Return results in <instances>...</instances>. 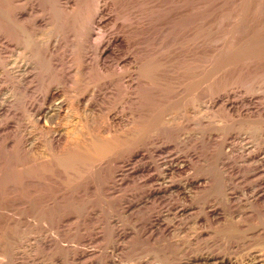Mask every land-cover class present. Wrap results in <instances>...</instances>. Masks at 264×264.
I'll return each instance as SVG.
<instances>
[{
	"label": "rangeland",
	"instance_id": "obj_1",
	"mask_svg": "<svg viewBox=\"0 0 264 264\" xmlns=\"http://www.w3.org/2000/svg\"><path fill=\"white\" fill-rule=\"evenodd\" d=\"M94 1L0 0V264H264V0Z\"/></svg>",
	"mask_w": 264,
	"mask_h": 264
},
{
	"label": "bare ground",
	"instance_id": "obj_2",
	"mask_svg": "<svg viewBox=\"0 0 264 264\" xmlns=\"http://www.w3.org/2000/svg\"><path fill=\"white\" fill-rule=\"evenodd\" d=\"M8 1H9V0H8ZM83 1H84V0H83ZM97 1H98V0H97ZM97 1H94L95 4H94V5L91 7V9H89V10H87V9L90 7V4H92V3L87 4V3H89V2H87V3H86L87 5L84 3L86 6H89V7H86V6L84 5V6H85V9L87 8V9H86L87 11L84 9V12H87L86 15H85L84 17L81 16V15L79 14V11L83 10V8L80 10L81 7H78V8H79V11H78V8L75 9V11L78 12V14H79L81 17H83V18H80V20H79V17H80V16L77 18V19L79 20V22H77V23L79 24V25H78V28H80V33H81L80 35H81V36H82V35H85V31H84L85 28H88V26H89V24H90V21H91V20L94 18V16H95V13H96V11H97V9H98V6H99V4L97 3ZM10 2H11V0H10ZM12 4L15 5L13 2H12ZM10 5H11V4H10ZM73 6H74V5H73ZM73 6H72V7H73ZM80 6H81V5H80ZM13 7H14V8H13ZM74 7H75V6H74ZM74 7H73V9H74ZM12 8H13V10L9 9L10 11H9V10H8V11H9V12H12V11L15 10V6H12ZM68 8H69V7H68ZM7 9H8V8H7ZM73 9H71V6H70L69 10H68V11L66 10V12H68L67 14L69 15V14H70V13H69L70 10H71V12H72ZM16 10H17V9H16ZM75 11H73L74 14L76 13ZM66 12H65V13H66ZM80 13H81V12H80ZM14 14H15V12H14ZM21 14H22V13H21L20 11H17L15 15H16V17H19ZM67 14H66V16H67ZM81 14H82V13H81ZM83 14H84V13H83ZM69 16H72V17H73V15H71V14H70ZM76 16H78L77 13H76ZM75 18H76V17H75ZM12 19L14 20V18H12ZM77 19H76V20H77ZM78 20H77V21H78ZM81 31H84L83 34H82ZM154 64H155V63H154ZM144 66H145V65H144ZM145 67H146V66H145ZM147 67H148V66H147ZM149 67H150V66H149ZM146 69H147V68H146ZM151 69H153V68H151ZM157 69H158V67H157ZM147 71H148V70H147ZM151 71H152V70H151ZM144 72H146V70H145ZM148 72H149V71H148ZM148 72H147V73H148ZM149 73H150V72H149ZM146 75H147V74H146ZM59 104H60V103H59ZM54 107H55V106H54ZM58 111H59V110H58ZM50 113H51V112H50ZM52 113H54V112H52ZM55 114H56V113H55ZM43 115H44V114H43ZM46 117H47V116H46ZM50 117H51V116H50ZM50 117H49V118H50ZM42 120H43V119H42ZM44 120H45V119H44ZM42 123H43V122H42ZM46 124H47V123H46ZM63 127H64V126H63ZM112 129H113V128H112ZM115 130H116V129H115ZM57 131H58V130H57ZM113 132H114V129H113ZM60 133H61V132H60ZM62 133H63V132H62ZM109 133H110V132H109ZM117 134H118V133H117ZM121 134H122V133H121ZM123 134H124V133H123ZM60 135H61V134H60ZM65 135H66V134H65ZM113 135H114V134H113ZM58 136H59V135H58ZM63 136H64V134H63ZM63 136H62V137H63ZM111 136H112V135H111ZM119 136H120V135H119ZM64 137H66V136H64ZM60 138H61V136H60ZM64 140H65V139H64ZM58 144H60V143H58Z\"/></svg>",
	"mask_w": 264,
	"mask_h": 264
}]
</instances>
